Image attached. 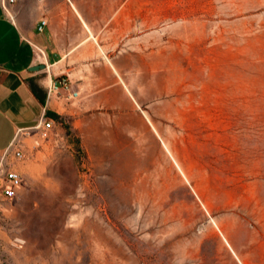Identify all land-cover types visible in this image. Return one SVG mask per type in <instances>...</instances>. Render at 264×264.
I'll use <instances>...</instances> for the list:
<instances>
[{"label": "rangeland", "instance_id": "obj_1", "mask_svg": "<svg viewBox=\"0 0 264 264\" xmlns=\"http://www.w3.org/2000/svg\"><path fill=\"white\" fill-rule=\"evenodd\" d=\"M151 2L184 58L90 146L18 133L0 264H264V0Z\"/></svg>", "mask_w": 264, "mask_h": 264}, {"label": "crops", "instance_id": "obj_2", "mask_svg": "<svg viewBox=\"0 0 264 264\" xmlns=\"http://www.w3.org/2000/svg\"><path fill=\"white\" fill-rule=\"evenodd\" d=\"M165 19V10L161 15L151 0H14L7 10L0 5V157L18 133L38 132L42 115L88 146L101 140L109 109L142 119L134 108V85L166 77L168 62L184 58L181 38H172L181 28ZM61 75L78 92L71 102L47 95Z\"/></svg>", "mask_w": 264, "mask_h": 264}, {"label": "built area", "instance_id": "obj_3", "mask_svg": "<svg viewBox=\"0 0 264 264\" xmlns=\"http://www.w3.org/2000/svg\"><path fill=\"white\" fill-rule=\"evenodd\" d=\"M13 1L0 0V5L4 10H7L8 5ZM51 94L64 102H71L78 95V92L73 88V84L68 76L61 75L54 79L47 87V95ZM37 128L40 136L47 138L54 130L53 120L42 115L39 118ZM22 157L21 150L14 144L4 151L0 157V195L4 199H13L18 193L22 183V176L20 171L13 167V164Z\"/></svg>", "mask_w": 264, "mask_h": 264}, {"label": "trees", "instance_id": "obj_4", "mask_svg": "<svg viewBox=\"0 0 264 264\" xmlns=\"http://www.w3.org/2000/svg\"><path fill=\"white\" fill-rule=\"evenodd\" d=\"M32 88H33V86H32ZM46 114H47L49 117H52V118L56 119L57 121H61V120H60V117H59L57 114L53 113V112H46Z\"/></svg>", "mask_w": 264, "mask_h": 264}, {"label": "water", "instance_id": "obj_5", "mask_svg": "<svg viewBox=\"0 0 264 264\" xmlns=\"http://www.w3.org/2000/svg\"><path fill=\"white\" fill-rule=\"evenodd\" d=\"M37 67H44V64H38Z\"/></svg>", "mask_w": 264, "mask_h": 264}, {"label": "bare ground", "instance_id": "obj_6", "mask_svg": "<svg viewBox=\"0 0 264 264\" xmlns=\"http://www.w3.org/2000/svg\"><path fill=\"white\" fill-rule=\"evenodd\" d=\"M145 115V114H144ZM150 123V122H149ZM167 149V148H166ZM168 151V150H167Z\"/></svg>", "mask_w": 264, "mask_h": 264}]
</instances>
